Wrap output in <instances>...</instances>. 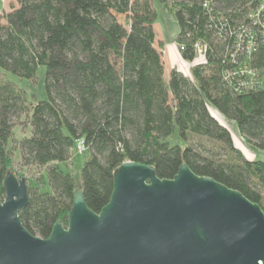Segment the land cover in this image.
I'll use <instances>...</instances> for the list:
<instances>
[{"label": "trees", "instance_id": "obj_1", "mask_svg": "<svg viewBox=\"0 0 264 264\" xmlns=\"http://www.w3.org/2000/svg\"><path fill=\"white\" fill-rule=\"evenodd\" d=\"M14 1L0 13V68L31 80L43 66L46 99L29 103L0 79V202L12 129L29 115L30 134L17 143L20 165L45 168L50 189L28 186L19 216L31 235L45 239L57 221L67 224L76 187L60 165L75 141L89 155L80 189L94 213L108 203L114 171L126 161L153 167L159 179H172L184 163L264 213V161L245 158L211 110L264 151V0L172 1L181 58L192 62L195 44L205 51L191 79L171 68L167 84L153 0Z\"/></svg>", "mask_w": 264, "mask_h": 264}, {"label": "water", "instance_id": "obj_2", "mask_svg": "<svg viewBox=\"0 0 264 264\" xmlns=\"http://www.w3.org/2000/svg\"><path fill=\"white\" fill-rule=\"evenodd\" d=\"M264 74V70H263ZM0 202V264H264V213L237 190L181 164L172 179L126 161L99 213L73 192L63 226L31 235L19 213L28 185L7 172Z\"/></svg>", "mask_w": 264, "mask_h": 264}, {"label": "rangeland", "instance_id": "obj_3", "mask_svg": "<svg viewBox=\"0 0 264 264\" xmlns=\"http://www.w3.org/2000/svg\"><path fill=\"white\" fill-rule=\"evenodd\" d=\"M172 1L174 0H167L166 5L159 4L156 0L152 2L156 13L153 28L157 40H159L156 41L155 47H157L158 42L164 44L162 60L164 63L163 81L165 84L168 82L169 69H178L191 79L190 69L193 66L192 63L181 58L179 46L175 42L178 27L174 12L171 8L173 4ZM16 6L17 3L14 0H0V13L6 12L10 7ZM44 76L45 68L43 66L37 68L35 76L31 80L20 79L16 75L0 68V79L8 81L22 89L29 103H35L46 99ZM211 110L217 121L230 133L233 145L240 150L245 158L264 161V151L258 150L247 144L238 133L237 127L232 121L225 119L215 109ZM28 117L29 115L25 118H20V123L12 129V138L8 144L11 150V166L9 171L18 179L25 178L28 186L36 184L41 192H49L50 189L45 175V168L35 166L22 167L20 165L17 143L30 134V128L27 126ZM88 156V152L83 149L82 143L80 141H75L70 150L69 161L66 164L60 165L62 171H68L71 175L76 188H80L81 186V168ZM260 193L264 205V191L260 190Z\"/></svg>", "mask_w": 264, "mask_h": 264}, {"label": "built area", "instance_id": "obj_4", "mask_svg": "<svg viewBox=\"0 0 264 264\" xmlns=\"http://www.w3.org/2000/svg\"><path fill=\"white\" fill-rule=\"evenodd\" d=\"M194 48H195V52H196V58L192 62H190V63L193 64V66L199 64L200 62H202L203 54H204V51H205V50H203V44H201V43L195 44L194 45ZM235 57H236V55L235 56L232 55V60H234ZM247 74L249 75L248 76L249 77V84L252 85L253 84V81H252V79H253V72L248 71Z\"/></svg>", "mask_w": 264, "mask_h": 264}, {"label": "crops", "instance_id": "obj_5", "mask_svg": "<svg viewBox=\"0 0 264 264\" xmlns=\"http://www.w3.org/2000/svg\"><path fill=\"white\" fill-rule=\"evenodd\" d=\"M164 45V44H163ZM233 122V121H232ZM234 123V122H233ZM222 125V124H221ZM234 125H235V123H234Z\"/></svg>", "mask_w": 264, "mask_h": 264}]
</instances>
